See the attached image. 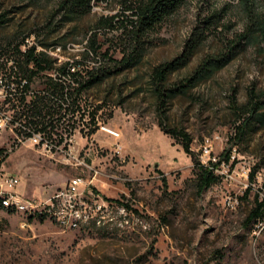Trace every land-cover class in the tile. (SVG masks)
<instances>
[{
	"label": "rangeland",
	"instance_id": "1",
	"mask_svg": "<svg viewBox=\"0 0 264 264\" xmlns=\"http://www.w3.org/2000/svg\"><path fill=\"white\" fill-rule=\"evenodd\" d=\"M201 1L187 0L149 36L136 65L88 88L79 108L67 112L66 125L75 129L79 155L97 174L45 157L29 143L5 152L14 145L10 131L0 140L1 176L20 179L17 186L6 185V191L46 197L81 173L106 197L128 203L129 224L63 229L47 216L0 207V264H264V218L246 222L258 201H264V124L257 122L236 135L244 118L242 106L251 92L264 91V0H257L251 15L231 0L227 15L191 60L169 75V82L179 80L203 59L224 50L229 40L250 26L256 28L223 67L167 104L165 125L185 129L192 137L193 155L203 163L221 160L214 168L219 179L200 192L193 155L159 125L151 72L183 50L199 13L203 15ZM57 2L0 0V58L16 56L17 43L40 41H58L55 50L47 48L50 56L79 60L81 72L96 60L110 67L108 56L122 57L114 29L99 31L96 54L87 43L102 13H119L117 21L125 18L118 0L94 4L82 18L62 25H55L53 16ZM256 21L261 24L255 26ZM116 142L123 161L114 151ZM204 145H210L208 153ZM228 150L230 159L225 161L222 154Z\"/></svg>",
	"mask_w": 264,
	"mask_h": 264
},
{
	"label": "trees",
	"instance_id": "2",
	"mask_svg": "<svg viewBox=\"0 0 264 264\" xmlns=\"http://www.w3.org/2000/svg\"><path fill=\"white\" fill-rule=\"evenodd\" d=\"M104 0H58L54 18H57L55 25H62L65 22L82 18L92 10L94 4H100ZM187 0H118L119 12L124 14V19H115L119 13H102L93 27L92 33L87 38L90 50L97 53L101 47L97 42L99 31L104 29H114V39L122 45L123 55L120 59H113L112 56L102 53V57L108 56L113 65L108 67L101 65L100 60L85 72L78 69L75 72H67V79L61 77L65 73L66 63L56 66L55 58L46 51H36V43L21 51L18 43L14 45L16 53V64L18 76L26 78V88L35 86L30 95L22 94L18 99L19 108L16 114L24 120V123L45 129L52 123L53 118L63 116L68 109L75 110L84 91L96 83L101 82L105 77L122 68L136 65L142 58L147 48L149 36L170 16L175 14L184 6ZM231 0H202L198 23L195 25L192 36L185 42L183 50L173 59L164 61L156 65L150 75L152 91L156 99V108L159 113V125L164 132L170 133L172 137L181 141L186 153L192 154L191 135L183 128L167 127L164 123L168 102L177 95L186 94L197 83L210 77L217 69L223 67L242 48L244 43L249 41L254 27L250 26L238 37L226 43L225 49L209 55L203 59L197 67L188 75L177 81L169 82V75L184 67L194 55L197 47L203 40L218 27L222 19L230 10ZM246 14L251 15L257 0H237ZM52 22L49 21L48 24ZM259 22L256 21V26ZM261 24V23H259ZM264 25V24H263ZM32 33H28L31 36ZM40 41L42 47H49L57 44ZM98 62V63H97ZM76 65H80L79 60H75ZM57 70V75L53 77L48 72ZM18 80V79H17ZM39 81L37 84L36 82ZM65 88L69 90L65 95ZM67 103V107L64 104ZM12 105H16L12 103ZM244 118L241 124L237 125V136H242L248 128H254L258 122L264 124V91L259 93L251 92L250 98L242 106ZM92 119H95V112H92ZM2 149H0V153ZM225 161L230 159L229 150L222 154ZM195 165L199 171L198 187L203 191L213 182L219 179V175L214 173L221 160L205 164L199 157L194 156ZM254 177V171L250 173ZM128 206V203H126ZM0 207H2L0 205ZM4 208V207H3ZM7 209V208H6ZM10 210V209H8ZM264 218V201H258L247 216L246 222L256 221Z\"/></svg>",
	"mask_w": 264,
	"mask_h": 264
},
{
	"label": "built area",
	"instance_id": "3",
	"mask_svg": "<svg viewBox=\"0 0 264 264\" xmlns=\"http://www.w3.org/2000/svg\"><path fill=\"white\" fill-rule=\"evenodd\" d=\"M34 43H22L19 45L21 51H26ZM56 45L49 47L54 48ZM48 48V47H47ZM36 43V51L44 50L49 55V50ZM53 53V51H52ZM55 53V51H54ZM54 58V57H53ZM4 66L0 65V140L4 133L10 131L13 134V143L5 152L17 147L19 144L29 143L39 154L61 160L63 163L84 168L97 170L94 166L89 165L85 157H80L78 140L76 139L75 129L67 124V112L63 116L53 118L52 123L48 124L45 129L38 128L31 124L24 123V120L17 116L16 109L19 108L18 99L22 94L30 95L35 86L26 88V78L18 76L16 57L11 55L7 59L0 58ZM75 60L57 61L54 64L59 66L66 63L65 73L61 75L67 79V72H75L78 65ZM48 74L55 77L57 70L53 69ZM18 79V80H17ZM36 88V87H35ZM65 95L69 90L65 88ZM15 103L16 105H12ZM67 107V103L64 104ZM69 107V106H68ZM118 135V132H111ZM210 145H204L205 153L209 152ZM114 151L123 161L121 155V145L116 142ZM206 164V163H205ZM208 164V163H207ZM4 177V178H3ZM20 179L16 175L1 176L0 174V194L1 189H6V185L17 186ZM92 181L86 179L81 173L71 176L67 182L51 191L46 197H32L9 190L8 200L23 201L27 206H52L50 220L63 229H75L79 227V221H90V219H101L103 222H124L126 226L130 222L131 210L125 201H114L100 191L96 190ZM2 204V207H3ZM258 227V223H256Z\"/></svg>",
	"mask_w": 264,
	"mask_h": 264
},
{
	"label": "bare ground",
	"instance_id": "4",
	"mask_svg": "<svg viewBox=\"0 0 264 264\" xmlns=\"http://www.w3.org/2000/svg\"><path fill=\"white\" fill-rule=\"evenodd\" d=\"M104 129L108 132H115V130L109 127L104 126ZM7 196H9V191H6L5 189H1V194H0L1 206L3 203L7 202ZM3 207H6L7 209L13 211L38 214L40 216H47L48 218H50V215L48 214H52V206H42V208H39L38 206H27V204H24L23 201H18V200H8V203L3 204ZM106 223L111 224L112 222H103L101 219H90V221H79V227H76L75 229H85V228L88 229V227L90 226H99L101 224H106ZM115 223H117L120 226L125 225L124 222H115Z\"/></svg>",
	"mask_w": 264,
	"mask_h": 264
}]
</instances>
